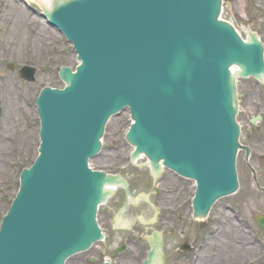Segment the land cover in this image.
<instances>
[{
	"label": "water",
	"instance_id": "95a60500",
	"mask_svg": "<svg viewBox=\"0 0 264 264\" xmlns=\"http://www.w3.org/2000/svg\"><path fill=\"white\" fill-rule=\"evenodd\" d=\"M221 0H75L50 23L83 62L64 69V91L38 99L42 145L23 172L2 223L0 264H64L101 238L96 224L106 175L89 159L109 117L130 108L128 140L154 162L197 181L195 213L206 215L237 185L229 69L264 73L259 42L219 21ZM22 76L33 80L34 71Z\"/></svg>",
	"mask_w": 264,
	"mask_h": 264
},
{
	"label": "rangeland",
	"instance_id": "374dc122",
	"mask_svg": "<svg viewBox=\"0 0 264 264\" xmlns=\"http://www.w3.org/2000/svg\"><path fill=\"white\" fill-rule=\"evenodd\" d=\"M4 2L16 5L33 21L36 28L47 33L51 45L44 47L39 62L26 56V60L0 58V80L4 82L3 80L13 79L18 83L16 85L24 95L21 105L26 110L18 111L16 120L13 116L8 120L10 125L6 126L9 105L0 98V135L7 137L4 150L9 151L6 156L8 163L3 165V172L0 171V225L19 191L22 171L29 168L38 156L40 122L36 100L46 87L63 89L65 83L60 78L62 68L74 71L79 64L72 45L48 24L46 13L37 2L0 0V13ZM221 18L233 25L245 39L249 33H256L264 45V0H223ZM5 38L6 28L0 26V43L4 42ZM9 64L14 65L13 71L8 69ZM24 66L37 71L35 82L30 83L20 78L19 72ZM232 78L236 121L240 128L239 143L250 148V165L256 171H261L260 185L264 187V83L255 78L242 77L238 69L234 70ZM257 116H261L262 121L253 127L251 120ZM131 124L128 110L111 118L102 139V152L90 161V165L108 175L121 176L127 182L131 198L136 200V204L128 205L124 189H120L107 200L98 213V221L106 240L95 244L90 251L72 257L66 264H90L88 263L90 260H94V264H103L106 261L112 264H144L145 256L152 252L149 239L154 235L159 236L161 244L158 264H211L213 246L226 242L211 240L210 236L205 237L201 232L200 222H194L192 200L195 196V184L175 176L169 170L161 173L155 181L150 176L151 170L145 166L146 159H141L138 163L133 162L131 156L133 148L126 141ZM3 167L0 166V170ZM237 172L241 185L240 192L233 198L220 201L213 211L216 213L219 206L226 202L236 203L237 198V202L241 204L239 208L244 209L246 206L243 203L251 204L248 197L252 195L253 201L251 209L248 207L249 212L239 210L244 212L242 214L245 220L250 221L251 214L264 212V195L250 187L251 175L246 166L243 150L238 153ZM141 196H147L150 203L141 199ZM119 217L127 223L126 228H120L116 224ZM235 224L241 226L238 221ZM253 225L256 229L255 224ZM235 237L243 236L235 233ZM242 242L244 243V240ZM121 244H126L127 249L116 259H112L111 255ZM185 244L191 246V251L180 250ZM230 246V254L235 255L233 258L230 257L234 264H239L243 257L251 264L264 262V258L256 259L262 254L261 248L249 247V253L252 251L254 253L250 259L246 256L245 245L241 247L234 242L230 243ZM221 248L224 247L221 245ZM240 257L242 258L238 260Z\"/></svg>",
	"mask_w": 264,
	"mask_h": 264
},
{
	"label": "bare ground",
	"instance_id": "6f19581e",
	"mask_svg": "<svg viewBox=\"0 0 264 264\" xmlns=\"http://www.w3.org/2000/svg\"><path fill=\"white\" fill-rule=\"evenodd\" d=\"M28 1V0H23ZM33 2H37L45 12H51L58 4L66 0H30ZM0 26L6 28V38L4 42L0 43V58L1 57H9L16 58L18 60H26V57H31L36 62H39L40 56L42 55V51L44 47L51 45V41H49L47 33L43 30L36 28L34 26L33 21L27 17L16 5L11 2H4L3 8L0 13ZM259 80L264 83V75L259 77ZM2 82L0 80V98L7 102L5 104L9 105L8 117H7V125L4 121V127L9 126L8 120L14 119L16 120V113L18 111H22L24 107L21 105V101L24 97L23 93L18 89V84L13 79H6ZM26 112V110L24 109ZM2 124V123H1ZM6 125V126H5ZM7 137H3L0 135V166L3 167L5 163H8V159L6 156L9 151L4 150L7 145ZM136 160H140L139 156H133ZM134 160V161H135ZM4 167L0 170L3 172ZM153 171L158 173V166L153 165ZM119 179V178H118ZM116 178L110 179V183L107 184L108 194H112L116 187L118 186L119 180ZM107 193V192H106ZM203 218H197L196 220H201ZM122 226L127 225V223L123 222ZM149 243L152 247V252L149 255L146 264H157L159 258V246L160 241L157 236L153 237L149 240ZM249 252V251H248ZM211 262V264H214ZM199 264V263H195ZM210 264V263H209Z\"/></svg>",
	"mask_w": 264,
	"mask_h": 264
},
{
	"label": "flooded vegetation",
	"instance_id": "af4514ba",
	"mask_svg": "<svg viewBox=\"0 0 264 264\" xmlns=\"http://www.w3.org/2000/svg\"><path fill=\"white\" fill-rule=\"evenodd\" d=\"M232 210H233L232 212H237V210H235L234 208ZM229 211H231V210H229ZM229 222L232 224V220H227L225 222V226H223L222 223H218L217 227H218V233L220 232V234H222V232L223 233L225 232L227 241L231 242L232 237H231L230 231L233 229V227L231 226V224ZM225 227L227 230L224 231ZM241 230L243 231L242 228H241ZM244 231L248 232L249 236H253L255 238L259 237V234L257 232H255V230L251 226H245Z\"/></svg>",
	"mask_w": 264,
	"mask_h": 264
}]
</instances>
